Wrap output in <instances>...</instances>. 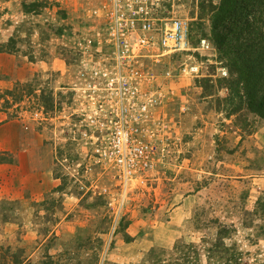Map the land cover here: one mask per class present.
<instances>
[{
	"label": "rangeland",
	"instance_id": "374dc122",
	"mask_svg": "<svg viewBox=\"0 0 264 264\" xmlns=\"http://www.w3.org/2000/svg\"><path fill=\"white\" fill-rule=\"evenodd\" d=\"M103 1L0 0V264H214L222 245L264 264V119L238 95L240 20L224 0L169 2L213 52L164 60L201 74L161 81L155 164L124 189L78 133L79 73L109 49Z\"/></svg>",
	"mask_w": 264,
	"mask_h": 264
},
{
	"label": "built area",
	"instance_id": "2783aa9c",
	"mask_svg": "<svg viewBox=\"0 0 264 264\" xmlns=\"http://www.w3.org/2000/svg\"><path fill=\"white\" fill-rule=\"evenodd\" d=\"M170 1L104 0L108 54L98 67L79 73L86 87L79 98L85 104L78 133L124 189L142 180L155 164L154 116L164 104L161 81L201 74L188 61L174 68L164 60L191 59L195 53L209 57L213 52L204 38L193 45L189 21L168 15ZM160 8L162 17L156 15ZM215 64L216 73L227 77L226 69Z\"/></svg>",
	"mask_w": 264,
	"mask_h": 264
},
{
	"label": "trees",
	"instance_id": "16d2710c",
	"mask_svg": "<svg viewBox=\"0 0 264 264\" xmlns=\"http://www.w3.org/2000/svg\"><path fill=\"white\" fill-rule=\"evenodd\" d=\"M232 16L240 20L237 27V37L241 43L237 45V58L234 63L239 73L238 95L242 93L249 99L248 108L261 119H264V0H224ZM233 19V18H232ZM232 249L216 247L215 257L211 258L214 264H243L236 255L227 256ZM219 254L221 256H219ZM189 256L184 260L177 259L175 264H196L189 261Z\"/></svg>",
	"mask_w": 264,
	"mask_h": 264
},
{
	"label": "crops",
	"instance_id": "0c3cea01",
	"mask_svg": "<svg viewBox=\"0 0 264 264\" xmlns=\"http://www.w3.org/2000/svg\"><path fill=\"white\" fill-rule=\"evenodd\" d=\"M162 110V109H161Z\"/></svg>",
	"mask_w": 264,
	"mask_h": 264
}]
</instances>
